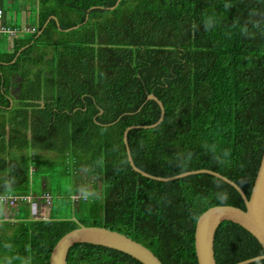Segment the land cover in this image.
Returning <instances> with one entry per match:
<instances>
[{
  "label": "trees",
  "instance_id": "trees-1",
  "mask_svg": "<svg viewBox=\"0 0 264 264\" xmlns=\"http://www.w3.org/2000/svg\"><path fill=\"white\" fill-rule=\"evenodd\" d=\"M29 1L28 29L0 50V194L47 191L52 202L50 184L68 179L87 189L86 204L75 218L1 200L0 264H49L52 246L79 223L125 233L164 264H198L197 217L214 204L245 207L241 194L205 171L167 180L139 173L123 132L135 125L127 142L145 171L210 168L248 196L264 147V0ZM151 92L164 106L158 122ZM74 191L60 201L67 211ZM260 253L247 229L220 222L217 264ZM66 264L143 263L76 242Z\"/></svg>",
  "mask_w": 264,
  "mask_h": 264
},
{
  "label": "water",
  "instance_id": "water-1",
  "mask_svg": "<svg viewBox=\"0 0 264 264\" xmlns=\"http://www.w3.org/2000/svg\"><path fill=\"white\" fill-rule=\"evenodd\" d=\"M148 97L155 99L160 106L161 113L156 121L158 122L164 114L163 103L152 92L148 94ZM156 122L143 124L142 126H151L156 124ZM134 126V124L127 126L123 132L127 157L134 170L145 176L162 180L172 179L193 172H209L233 185L244 200L245 207L228 203L214 204L199 214L194 230V246L198 264H217L214 254V238L215 231L223 220H231L243 226L255 236L263 248V253L238 260L232 264H244L254 259L264 258V147L250 193L247 196L245 191L234 180L210 168L202 167L185 170L174 175L161 176L154 175L138 167L134 163L127 142L128 129ZM76 242H90L112 247L130 254L143 264H164L151 249L127 234L102 225H86L82 223L69 229L58 238L51 248L49 264H66L69 248Z\"/></svg>",
  "mask_w": 264,
  "mask_h": 264
},
{
  "label": "rangeland",
  "instance_id": "rangeland-1",
  "mask_svg": "<svg viewBox=\"0 0 264 264\" xmlns=\"http://www.w3.org/2000/svg\"><path fill=\"white\" fill-rule=\"evenodd\" d=\"M12 6V4L10 5V7ZM51 187H53L54 189L57 190V192L54 194L53 193V200L52 202L49 201L50 197H49V193L47 191H44L43 194H41L40 196H34V195H30L28 196L27 200L30 202V206L31 209L33 211V213L37 216H40L41 214H49L51 212H57V213H61V214H67V213H72L73 217L75 218H80V212L78 211V204L80 203L81 199H82V195H85L84 192L85 190H87L84 186L80 187V188H72L70 182L68 179H62L60 181L54 182L50 184ZM89 187H91L90 185H88ZM61 189V190H58ZM75 190V194H77L78 198H72V206L70 209H67L62 207L60 201H63V198L66 197L70 191ZM71 196V195H70ZM62 197V198H60ZM72 197V196H71ZM81 202H85V201H81ZM88 202V201H87ZM86 204V202H85ZM1 205V204H0ZM9 209H7L8 211ZM0 214H4V212L0 211ZM86 223L92 222L93 221V216H88L87 219L84 220ZM89 225V224H87Z\"/></svg>",
  "mask_w": 264,
  "mask_h": 264
},
{
  "label": "crops",
  "instance_id": "crops-1",
  "mask_svg": "<svg viewBox=\"0 0 264 264\" xmlns=\"http://www.w3.org/2000/svg\"><path fill=\"white\" fill-rule=\"evenodd\" d=\"M35 2L36 1L33 0L31 4L34 5ZM11 4L12 6L10 7ZM3 5L4 8L0 6L2 11L0 15V50L9 51L13 48V35L21 34L22 31L28 29L27 23H29V17L31 15V12L29 11L31 5L29 0H16L15 2L12 0H4ZM2 21L5 22V26ZM15 23H18L19 26ZM5 207L8 208L9 206ZM8 216H11V214L8 213Z\"/></svg>",
  "mask_w": 264,
  "mask_h": 264
},
{
  "label": "built area",
  "instance_id": "built-area-1",
  "mask_svg": "<svg viewBox=\"0 0 264 264\" xmlns=\"http://www.w3.org/2000/svg\"><path fill=\"white\" fill-rule=\"evenodd\" d=\"M1 8H0V15H1ZM3 28V27H2ZM4 29V28H3ZM30 196V195H21V196H16V195H3V194H0V201H8L9 203H14L15 199L17 197H20L21 199H28L27 197Z\"/></svg>",
  "mask_w": 264,
  "mask_h": 264
}]
</instances>
